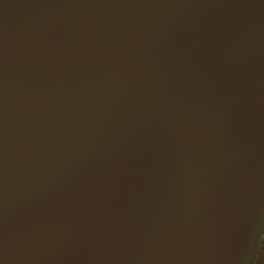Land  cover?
<instances>
[{"label": "water", "instance_id": "obj_1", "mask_svg": "<svg viewBox=\"0 0 264 264\" xmlns=\"http://www.w3.org/2000/svg\"><path fill=\"white\" fill-rule=\"evenodd\" d=\"M264 0H0V264H256Z\"/></svg>", "mask_w": 264, "mask_h": 264}, {"label": "flooded vegetation", "instance_id": "obj_2", "mask_svg": "<svg viewBox=\"0 0 264 264\" xmlns=\"http://www.w3.org/2000/svg\"><path fill=\"white\" fill-rule=\"evenodd\" d=\"M258 234L260 237V241L255 250V255L257 260L256 264H264V226L262 227L261 230L258 231Z\"/></svg>", "mask_w": 264, "mask_h": 264}]
</instances>
